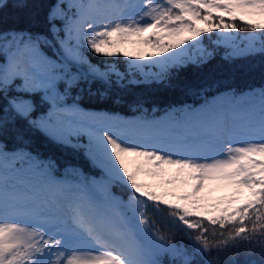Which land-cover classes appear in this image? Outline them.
Listing matches in <instances>:
<instances>
[{
	"label": "snow or ice",
	"instance_id": "obj_1",
	"mask_svg": "<svg viewBox=\"0 0 264 264\" xmlns=\"http://www.w3.org/2000/svg\"><path fill=\"white\" fill-rule=\"evenodd\" d=\"M8 7L0 0V13ZM43 7V31L0 27V264H264V84L153 118L138 100L132 119L81 106L84 95L126 103L113 89L163 84L220 46L227 59L264 55V0ZM88 52L107 59L93 64ZM34 136L85 148L102 177L69 163L75 179H58L56 161L29 149ZM149 211H166L187 243L160 232Z\"/></svg>",
	"mask_w": 264,
	"mask_h": 264
},
{
	"label": "trees",
	"instance_id": "obj_2",
	"mask_svg": "<svg viewBox=\"0 0 264 264\" xmlns=\"http://www.w3.org/2000/svg\"><path fill=\"white\" fill-rule=\"evenodd\" d=\"M0 13V27H18L29 28L33 31H43V15L46 11L47 4L52 0H31L37 7L30 8L24 12H18L11 5ZM205 41H208L205 39ZM50 54V53H49ZM88 58L93 64L102 63L103 57L88 52ZM119 67L125 69V64L120 63ZM264 84V55H256L248 58L227 59L225 54L219 48L216 49L211 58L199 65L188 64L187 67L178 72H173L171 79L160 83H133L131 86L124 88L122 91L113 89L112 95L122 96L126 103L113 105L107 100L97 97L84 95L81 98V106L89 111H107L119 115L121 118H134L140 113L134 112L128 107V103L138 100L142 102L144 113L148 118L163 115V111L168 105L180 104L181 102L190 105H201L205 99L212 101L214 98L219 99L220 93L227 88H233L237 91H244L249 87H259ZM219 90V91H218ZM159 109V111H156ZM77 142L76 139L73 141ZM80 144H87V137H81L78 141ZM8 147H16L12 137L7 138ZM29 149L33 153H38L41 158L56 161L58 168L56 170L57 178H64L65 165L71 163L82 170L83 176L102 177L99 168H94L86 159L85 148H69L62 144L55 143L43 136H34L31 139ZM114 191L124 197L128 196L126 189L114 186ZM150 219L155 221V227L164 233L168 238L175 242L187 243L184 234L172 225L167 216V212L148 213ZM230 253H223L221 259L227 261ZM258 259V257H255ZM213 259V257H209Z\"/></svg>",
	"mask_w": 264,
	"mask_h": 264
},
{
	"label": "rangeland",
	"instance_id": "obj_3",
	"mask_svg": "<svg viewBox=\"0 0 264 264\" xmlns=\"http://www.w3.org/2000/svg\"><path fill=\"white\" fill-rule=\"evenodd\" d=\"M241 36H243V35H245L244 33H241L240 34ZM201 47H204V48H209V49H211V47H212V45L211 44H209V42L208 41H204V43L201 45ZM220 50H222L223 51V54H225V49H224V47L223 46H220V47H218ZM187 54V53H186ZM90 178H92V177H90ZM96 178H101V177H96ZM63 179H67V180H69V181H72V180H74L75 178L74 177H71V176H68V175H66L65 176V178H63ZM114 186H112L111 188H110V191L114 194V195H117V196H119V197H121L123 200H127V197H124L123 195H121V194H118V193H116L115 191H114V188H113Z\"/></svg>",
	"mask_w": 264,
	"mask_h": 264
}]
</instances>
